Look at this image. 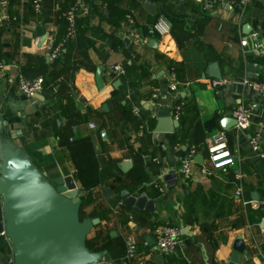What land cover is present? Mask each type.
Wrapping results in <instances>:
<instances>
[{
	"label": "crops",
	"instance_id": "1",
	"mask_svg": "<svg viewBox=\"0 0 264 264\" xmlns=\"http://www.w3.org/2000/svg\"><path fill=\"white\" fill-rule=\"evenodd\" d=\"M76 1L45 0L42 14L37 15L31 0H8L10 20L4 22L0 13L3 149L27 157L51 182L62 175L72 178L84 198L74 162L60 143L93 138L103 185L92 194L98 202H106L108 213L99 218L101 224L88 240L96 253H107L108 262L231 264L236 241L242 238L246 251L239 264H264V208L259 207L264 202V161L250 146V139L260 134L264 151V96L243 85L245 79L264 83V54L256 57L253 46H241L253 35L264 43V0H250L244 10L196 0H83L90 14L79 18L77 40L65 49L71 59L61 55L52 60V50L66 33L63 15ZM147 2L156 6L155 14L145 7ZM159 16L173 23L169 35L153 32ZM215 64L222 78L231 81L221 89L211 85L210 68ZM114 65H123L128 75L115 79ZM249 65L262 68L256 73ZM172 66L177 67V98L170 91ZM100 68L103 89L96 82ZM41 70L51 75L49 83L42 99L28 100L19 91V79ZM117 81L121 84L116 89ZM124 85L125 95L114 96ZM127 93L141 109L140 118L133 116ZM176 105L182 107L179 128L173 134L156 133L157 111L173 112ZM239 105L253 111L250 128L239 132L231 125L225 130L222 122L232 121V111ZM194 116L203 129L204 145L218 132L229 134L236 163L203 177L202 162L197 161L192 178L185 180L179 171L184 154L195 146ZM180 121L190 130L182 141ZM200 153L198 157L204 155L201 149ZM123 163H131V168L124 171ZM170 169L174 179L165 176ZM154 183L164 185L165 194ZM107 189L112 192L109 198ZM124 192L135 197L146 194L156 205L155 213L130 208V221L124 225L126 216L117 215ZM95 206H82L88 220L95 219ZM3 220L0 196V223ZM161 224L189 231L170 257L154 251L146 240L151 238L155 245L154 230ZM129 239L138 245L134 260H125ZM14 259V246L0 237V264H14Z\"/></svg>",
	"mask_w": 264,
	"mask_h": 264
},
{
	"label": "water",
	"instance_id": "2",
	"mask_svg": "<svg viewBox=\"0 0 264 264\" xmlns=\"http://www.w3.org/2000/svg\"><path fill=\"white\" fill-rule=\"evenodd\" d=\"M145 7L151 14L156 13L153 3L147 2ZM261 68L249 65V69L256 73ZM102 72L101 68L97 72L99 89L104 88ZM210 77L222 79L217 64L210 68ZM120 84L117 81L114 88L117 89ZM36 99H42L41 95H37ZM157 118L156 133L173 134L179 128V122L174 120L168 108L159 109ZM222 123L225 130L231 125L236 126L234 119H225ZM197 161L201 163L202 157H198ZM120 167L126 171L131 168V163H123ZM172 173L174 169L167 171L165 176L174 179ZM106 192L108 198L112 196L109 189ZM0 196L4 204L0 237L4 233L14 246V264H103L107 253L92 252L86 245L90 233L101 224V220H81L83 195L72 178L62 175L51 182L30 164L27 157L4 150L0 143ZM122 198L125 207L151 214L156 211L155 203L146 194L135 197L124 192ZM188 233L187 228L181 229L182 236ZM146 240L154 246L151 238ZM234 251L231 264H239V256L246 251L242 238L236 241Z\"/></svg>",
	"mask_w": 264,
	"mask_h": 264
},
{
	"label": "built area",
	"instance_id": "3",
	"mask_svg": "<svg viewBox=\"0 0 264 264\" xmlns=\"http://www.w3.org/2000/svg\"><path fill=\"white\" fill-rule=\"evenodd\" d=\"M206 1L227 6L229 9L244 10L250 3V0H196L198 4H203ZM34 12L37 15H41L44 9L45 0H31ZM0 13L1 18L4 22L10 20L9 17V2L8 0H0ZM90 14V8L86 2L83 0H77L69 9L64 13V21L66 23V34L63 41L57 45L51 54V59L56 60L61 55L62 49L69 42H74L77 39L78 29L77 24L80 17H87ZM172 23L164 16H159L153 25V32L158 36H166L172 32ZM147 41L144 40V43ZM253 46V53L256 57H261L264 54V43H259L258 37L256 35L244 38L241 41V46L243 48H248ZM3 65L0 64V79L3 77ZM111 74L115 79H122L126 76V69L123 65H114L111 67ZM170 91L177 98L178 94V81L175 69L173 68L170 72ZM231 81L227 78L213 79L211 85L214 89H221ZM45 85V79L39 77L33 81H29L25 76H21L19 79V91L28 100L36 99L37 95H42ZM245 87L251 88L257 94L264 96V83L259 81H254L250 79H245L243 81ZM126 100L131 103V111L133 116L136 118L141 117V109L136 105L131 97L130 93H127ZM175 121H179L182 114V107L176 105L174 111L172 112ZM232 118L236 121V130L247 131L252 123L253 111L249 107L243 105L237 106L231 114ZM91 129H95L94 125L90 126ZM143 128V127H142ZM18 136V135H16ZM261 135L256 134L250 139V146L256 155L264 161V151L260 147ZM202 154V163L200 166V174L203 177H212L216 171L231 168L236 163V158L229 147V134L225 131L218 132L212 136L205 143V149ZM200 149L197 147H192L187 151L182 160L180 166V175L185 179L189 180L192 178L196 167L198 166L197 158L200 155ZM154 188L163 195L166 192V187L160 183H154ZM241 194L240 190L237 192L239 197ZM259 207L264 208V202H261ZM2 237L6 238L3 233ZM155 245L153 247L154 251L159 252L165 256H173L179 250L182 244L181 230L177 226L161 224L158 225L154 230ZM139 250L138 245L133 239L128 240V248L125 260H134L138 258ZM103 264H113L104 259Z\"/></svg>",
	"mask_w": 264,
	"mask_h": 264
},
{
	"label": "trees",
	"instance_id": "4",
	"mask_svg": "<svg viewBox=\"0 0 264 264\" xmlns=\"http://www.w3.org/2000/svg\"><path fill=\"white\" fill-rule=\"evenodd\" d=\"M172 23V22H171ZM155 24V23H154ZM173 25V23H172ZM77 29H78V24H77ZM66 34V33H65ZM78 37V35H77ZM77 40V39H76ZM72 42H69L66 44V46L62 49L61 55H63L66 59V61H69L71 59V54L66 51L65 49L69 46V44ZM60 55V56H61ZM59 56V57H60ZM58 59V58H57ZM0 64L1 61H0ZM175 67V72H177V67ZM126 69V75H128L127 68ZM27 73V72H26ZM26 79L29 81H33L39 77H43L45 79V85H44V90L45 91L47 85H48V80H50L51 75L49 76L47 74V70H41L38 72H35L34 74L27 75L25 74ZM47 76V79L45 78ZM126 92V85L120 87L117 91V94L115 93L114 96L116 95H125L124 93ZM43 94V93H42ZM182 121V120H181ZM180 121V122H181ZM198 118L197 116H194L191 120L192 124H196L193 127V133H192V138L194 140V145L198 149H201L202 151L205 149L204 145V140H205V135L203 132V129L201 128L200 124L197 123ZM180 135H182V140H185L187 137H189L190 130H188L184 125L183 122H181V127L179 129ZM60 147L64 149L66 152L69 153L70 157L72 158L74 162V166L77 172V176L79 179V182L82 186L83 192H84V198H83V205H89V204H95L94 208V217L95 218H100L101 216L105 215L108 213V206L105 201H99L94 197L93 190L96 188H99L103 185V170L101 168L100 160L98 153L96 151V146L94 144V140L92 137H86L82 138L79 140H73V141H68V142H62L60 143ZM131 209L128 207H125L123 205H120L117 210V215L118 216H126L127 220L124 223L127 224L130 219ZM81 214V213H80ZM81 218V217H80ZM122 223V225H123ZM89 240H87V248L92 251L96 252L97 250H94L89 247Z\"/></svg>",
	"mask_w": 264,
	"mask_h": 264
},
{
	"label": "rangeland",
	"instance_id": "5",
	"mask_svg": "<svg viewBox=\"0 0 264 264\" xmlns=\"http://www.w3.org/2000/svg\"><path fill=\"white\" fill-rule=\"evenodd\" d=\"M110 187H113V185H109ZM81 214H80V217H81V220L83 221V220H87V219H89L90 217H88L86 214H85V212L84 211H81L80 212ZM89 247L91 248L92 247V244L90 243L89 244Z\"/></svg>",
	"mask_w": 264,
	"mask_h": 264
}]
</instances>
